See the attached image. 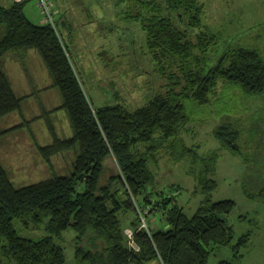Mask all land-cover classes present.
<instances>
[{"label": "trees", "instance_id": "obj_1", "mask_svg": "<svg viewBox=\"0 0 264 264\" xmlns=\"http://www.w3.org/2000/svg\"><path fill=\"white\" fill-rule=\"evenodd\" d=\"M29 1H13L9 7L0 3V122L15 114L22 120L9 129H0V139L27 130L50 177L17 187L0 159V264H67L65 249L57 240L70 230L77 234L79 264H209L218 249L232 247L240 253L250 235L235 243L234 229L228 222L236 208L234 200L213 203L208 197L189 216L176 197L154 202L148 189L157 182L151 164L157 162L163 150L170 152L174 161L192 156L191 173L198 188L206 193L217 188L210 176L216 172L219 155L201 158L182 142V133L193 120L187 103L211 105L228 87L246 100H264L262 52L226 47L211 63L209 55L218 52L220 40L217 34L204 29V5L200 0H135L143 9L133 18L147 33L148 49L161 72L166 73L164 60H175L180 63L182 76L171 73L170 90L137 109L122 104L95 108L84 91L57 20V29L45 21L32 22L25 13ZM179 21H187L190 29H203L197 42ZM32 51L40 55L51 76L50 88L60 93L61 106L56 110L66 113L72 129L69 138L58 135L56 125L49 120L53 111L44 112V106L41 117L34 109L35 118H27L24 105L30 106L33 96H19L5 70L8 57L16 55L17 61L25 65ZM220 84L224 86L221 91ZM261 113L256 125L264 131ZM42 117L49 118L48 137L41 138L44 142L36 136L32 123ZM215 135L222 149L243 155L238 143L240 131L232 123L217 128ZM59 157L70 160L71 169L66 175L56 169ZM112 158L117 170L106 180ZM158 210L163 212L168 229L150 234L141 228V213L145 216ZM132 213L135 218L130 224L140 251L129 247L125 234L124 221ZM18 221L28 228L44 227L48 235L40 239L24 237L16 228ZM219 264L235 263L224 260Z\"/></svg>", "mask_w": 264, "mask_h": 264}, {"label": "rangeland", "instance_id": "obj_2", "mask_svg": "<svg viewBox=\"0 0 264 264\" xmlns=\"http://www.w3.org/2000/svg\"><path fill=\"white\" fill-rule=\"evenodd\" d=\"M13 1L0 0V3L9 7ZM53 1L58 30L69 46L84 91L95 108L122 104L130 110L137 109L155 95L166 94L170 90L171 73L182 76L180 63L175 60H164L166 73L161 72L160 65L148 49L147 33L140 21L133 18L143 9L135 0ZM200 2L204 5V29L217 34L220 40L218 52L209 55L211 63L217 60V53L226 47L257 49L264 56L262 0ZM25 13L36 24L45 21L38 0H30ZM178 23L197 42V35L203 29H190L187 21ZM31 53L25 65L17 61L16 55L8 57L5 70L19 96H33L31 105H24L27 118H35L33 115L36 113H32L34 109L41 117V106H44V112L53 111L48 119L56 125L58 135L69 138L72 129L66 113L56 110L61 106L60 93L50 88L53 82L40 55L35 51ZM223 88V84H220L218 89L221 91ZM38 91L41 92L38 94ZM235 91L226 88L224 94H220L219 99L208 106H200L193 101L187 103L188 113L193 120L182 133V142L193 148L201 158L219 155L216 172L210 176L217 182V188L211 193L198 188L196 177L191 173L192 156L174 161L170 152L163 150L157 155V162L151 164L157 182L149 187L148 193L154 202L164 197H176L177 203L189 216H193L208 197L213 203L234 200L236 208L228 217V222L234 229L235 243L249 234L248 244L238 254L232 247L216 250L209 264H219L224 260H232L235 264H264V138L261 139L264 131L261 125H256L264 108V100L248 101ZM57 118L60 119L58 125L55 123ZM48 119L42 117L32 122L36 128L35 134L40 139L48 137ZM21 121L19 114L7 117L0 122V129H9ZM226 123H232L240 131L238 143L243 152L241 156L222 149L215 135V130ZM181 153L182 148H179L178 155ZM0 159L17 187L29 186L50 177L47 166L36 152L30 133L25 129L0 139ZM109 168L106 180L117 170L113 158L109 161ZM56 169L60 175L68 174L70 160L59 157ZM134 218L135 215L130 214L124 221L125 227L132 228L130 223ZM145 218L151 231L168 229L162 211L149 212ZM16 228L22 236L31 239L48 235L44 227L32 225L28 228L19 221ZM76 237L77 234L70 230L57 240L65 249L67 264H79L76 260ZM98 245L102 246L101 243ZM149 264L160 263L154 261Z\"/></svg>", "mask_w": 264, "mask_h": 264}, {"label": "built area", "instance_id": "obj_3", "mask_svg": "<svg viewBox=\"0 0 264 264\" xmlns=\"http://www.w3.org/2000/svg\"><path fill=\"white\" fill-rule=\"evenodd\" d=\"M16 2H21L22 0H14ZM39 7L43 13V16L45 18L46 23H50L54 26V28L57 29L56 25V9H55V3L53 0H38ZM141 219H142V227L146 231H148L150 234L152 231L150 230L145 216L141 213ZM125 234L127 236L129 247L135 251H140V247L136 242V231L134 228H127L125 231Z\"/></svg>", "mask_w": 264, "mask_h": 264}, {"label": "crops", "instance_id": "obj_4", "mask_svg": "<svg viewBox=\"0 0 264 264\" xmlns=\"http://www.w3.org/2000/svg\"><path fill=\"white\" fill-rule=\"evenodd\" d=\"M264 2V0H262ZM159 262V261H158ZM161 264V262H159Z\"/></svg>", "mask_w": 264, "mask_h": 264}]
</instances>
